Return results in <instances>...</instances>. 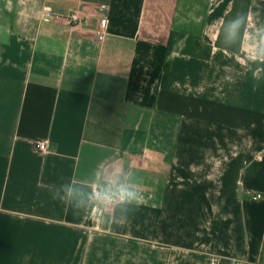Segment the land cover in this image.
I'll list each match as a JSON object with an SVG mask.
<instances>
[{"label": "crops", "instance_id": "obj_1", "mask_svg": "<svg viewBox=\"0 0 264 264\" xmlns=\"http://www.w3.org/2000/svg\"><path fill=\"white\" fill-rule=\"evenodd\" d=\"M232 1L0 0V264H264V0L237 54ZM171 31L209 60L163 69ZM114 174L138 208L89 200Z\"/></svg>", "mask_w": 264, "mask_h": 264}, {"label": "trees", "instance_id": "obj_2", "mask_svg": "<svg viewBox=\"0 0 264 264\" xmlns=\"http://www.w3.org/2000/svg\"><path fill=\"white\" fill-rule=\"evenodd\" d=\"M250 6V0H233L229 12L224 16L217 40L214 44L215 48L226 50L232 53H239L243 33L246 26L247 14ZM237 17L243 18V26L235 33L230 30L229 22ZM182 42L180 53L201 60H209L213 46L205 45L198 37L185 35L182 33L171 31L166 43V56L163 62V69L169 67V56L178 43ZM220 264H231L228 261L221 260Z\"/></svg>", "mask_w": 264, "mask_h": 264}, {"label": "clouds", "instance_id": "obj_3", "mask_svg": "<svg viewBox=\"0 0 264 264\" xmlns=\"http://www.w3.org/2000/svg\"><path fill=\"white\" fill-rule=\"evenodd\" d=\"M242 26H243L242 17H237L229 22L230 30L233 33L237 32ZM68 195L69 196L72 195L71 189L68 190ZM53 196L54 198L58 199L55 193H53ZM89 200L98 202V204H102L104 206L103 211H108L110 206L114 204L129 203V204H135L136 208H138L143 203V195L138 190L128 187L125 184H117L114 174L110 180L109 186L100 191L94 190L93 194L89 197ZM81 206L82 203H77L75 206L72 207V209L76 214H80ZM100 215L102 217V212L100 213ZM89 217L91 218L90 214ZM129 223H130L129 214L127 212H124L119 218L115 217V215L113 214L112 218L109 221L102 222V225H107L109 228H111L112 225L123 227Z\"/></svg>", "mask_w": 264, "mask_h": 264}, {"label": "built area", "instance_id": "obj_4", "mask_svg": "<svg viewBox=\"0 0 264 264\" xmlns=\"http://www.w3.org/2000/svg\"><path fill=\"white\" fill-rule=\"evenodd\" d=\"M41 19L43 21H51L53 20L54 18V14H53V11L50 7H47V6H43L42 7V10H41V15H40ZM68 20L70 21L71 24H78L79 21H80V17L75 14V13H72L69 15L68 17ZM103 19L102 18H99L97 20V27L98 28H102L103 27ZM34 149L41 152V153H46L48 152V147H47V144L45 142H42V141H36L33 145ZM260 196L259 195H256L254 197L255 200L259 199Z\"/></svg>", "mask_w": 264, "mask_h": 264}]
</instances>
